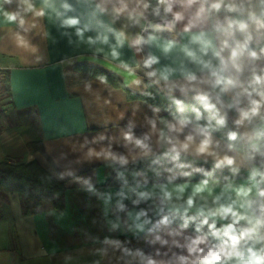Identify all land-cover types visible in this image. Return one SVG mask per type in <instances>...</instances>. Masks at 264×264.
I'll list each match as a JSON object with an SVG mask.
<instances>
[{
    "label": "crops",
    "instance_id": "obj_1",
    "mask_svg": "<svg viewBox=\"0 0 264 264\" xmlns=\"http://www.w3.org/2000/svg\"><path fill=\"white\" fill-rule=\"evenodd\" d=\"M31 3L35 9L28 11L22 0H0V76L5 77L7 85V91H0V163L35 161L52 177L64 180L67 190L61 212L56 211L50 201H43L36 210L30 204L24 205L18 195L0 192V264H142V258L135 255L136 249L158 261L172 259L174 253L186 255L173 240L183 244L185 236L195 234L194 225L178 236L156 233L168 241L162 245L149 242L154 240L155 234L142 241L136 240L144 233L134 235L124 223L128 212L141 209L148 211L152 221L160 216L153 201L142 200L136 205L132 201L138 199L140 191L151 190L158 195L159 188L154 189L153 185L167 184L171 173L166 169L173 167L135 171L118 168L159 155L163 148L157 146L156 139L158 131L164 128L161 120L175 123L173 114L138 98L148 90L146 82L149 81L143 72L135 77L128 75L118 62L110 57L105 59L96 54L93 47L82 43L74 29L62 26L66 16H79L82 24L91 22L93 26L94 31L86 36L103 31L96 21L108 23L110 18L92 17L93 4L89 0H51L43 17L35 14L43 7L42 0H31ZM64 3L71 6L70 11L62 7ZM57 12L62 15L57 16ZM150 12L148 19L153 20ZM11 14L16 15L15 21L8 20ZM20 19L24 20L23 25ZM129 24L122 17L115 27ZM127 31L134 35L141 32V28L128 27ZM163 34L180 39L175 34ZM144 35L146 37L148 33ZM120 51L122 59L134 64L156 49L144 46L143 52L137 53L125 45ZM162 63L169 61L162 58ZM259 63L264 64V61ZM93 71L102 76H93L90 74ZM133 79L142 82L136 85L132 83ZM154 86L161 95L169 98L166 91ZM173 95L184 99L179 92ZM184 102L185 112L176 110L174 114L194 119V113L190 111L194 101L189 98ZM154 108L159 111L154 112ZM235 116L229 111L227 126L231 129H234ZM149 120L156 121L155 130ZM191 128L189 125L185 133ZM129 129L137 138L150 134L151 140L147 143L153 151L149 156H143L141 150L131 144L126 146L123 135ZM214 139L220 140L222 151H226L227 142L220 131L214 133ZM31 144L38 147L31 151ZM89 149L97 152L110 149L117 155L126 156L128 163L121 165L111 159L89 156ZM188 157L204 160L203 157ZM208 162H212L210 157ZM248 166L242 168V177L232 178L235 185L246 183ZM201 179L197 174L188 178L178 176L173 184L185 181L195 184ZM224 183L220 181L215 193L220 192ZM118 202L125 205L124 211H118ZM164 213L168 214L167 210ZM117 217L121 226L111 231L110 222H115ZM178 224L171 227L175 229ZM125 250H131L133 255H126Z\"/></svg>",
    "mask_w": 264,
    "mask_h": 264
},
{
    "label": "clouds",
    "instance_id": "obj_2",
    "mask_svg": "<svg viewBox=\"0 0 264 264\" xmlns=\"http://www.w3.org/2000/svg\"><path fill=\"white\" fill-rule=\"evenodd\" d=\"M22 3L28 11L35 9L31 0ZM42 3L43 7L35 11L40 17L45 16L51 0ZM89 3L93 4L92 17L110 18L108 23L96 21L103 31L86 36L94 31L93 26L91 22L82 24L79 16H66L62 26L74 29L82 43L93 47L105 59L110 57L118 62L128 75L135 77L143 72L150 84L166 91L177 112H185V99L194 101L190 105L194 119L173 114L175 123L161 120L164 128L158 131L156 144L163 151L151 163L167 160L173 164V168L166 169L171 173L168 183L153 185L154 189L159 188L158 195L151 190L140 191L138 199L132 201L133 205L142 200L153 201L160 219L153 223L148 211L141 209L128 212L127 220L131 223L127 220L124 223L134 235L155 234L149 242L162 245L168 241L156 233L178 236L194 225L195 234L185 236L183 244L173 240L186 255L174 253L167 261L146 256L141 249H136L135 255L142 258V264H264V64L259 63L264 61V0H155V4L152 0H100L99 3L89 0ZM62 7L71 10L67 3ZM149 10L153 20L148 19ZM122 17L130 24L115 27ZM7 18L15 21L17 17L11 14ZM20 24H24L23 19ZM128 27H140L141 32L130 35ZM143 32L148 35L145 37ZM163 33L175 34L180 39ZM125 45L137 53L143 52L144 46L154 47L156 52L149 51L132 64L121 58L120 49ZM162 58L169 63H162ZM141 82L132 81L136 85ZM174 92L184 99L177 98ZM229 111L236 114L232 121L234 129L226 132V151H222L214 133L227 127ZM149 123L155 130L156 121ZM189 125L191 130L185 133ZM123 139L126 146L131 144L140 149L145 157L153 151L147 143L151 140L148 133L137 138L129 129ZM88 155L118 161L121 165L128 163L126 156L110 149L99 152L89 149ZM188 156L203 157L205 164L210 157L212 170L193 167L191 162L182 163V157ZM245 166H248L246 183L237 186L232 178L239 176ZM223 169L230 176L224 177L223 187L215 193L220 185L216 170ZM193 173H202L203 178L195 184L189 181L173 184L178 176L188 178ZM117 209L124 211L125 205L118 202ZM165 210L167 215H163ZM177 218L180 222L173 229L171 225ZM110 223L111 231L121 226L119 217ZM125 253L133 255L131 250Z\"/></svg>",
    "mask_w": 264,
    "mask_h": 264
},
{
    "label": "trees",
    "instance_id": "obj_3",
    "mask_svg": "<svg viewBox=\"0 0 264 264\" xmlns=\"http://www.w3.org/2000/svg\"><path fill=\"white\" fill-rule=\"evenodd\" d=\"M152 3L155 4V0H152ZM164 35V34H163ZM166 36V35H164ZM90 74L93 76H102L100 72L93 71ZM4 83L6 81L5 77ZM103 78L108 79L107 76ZM148 90L147 92L138 97L139 99L145 100L152 105L163 108L168 114H174L176 111V106L171 103V100L163 95H161L150 82H146ZM5 90L7 91V85L5 83ZM150 93V95L148 94ZM185 103V102H184ZM228 126L220 131L222 138L226 141V132L230 130ZM227 142V141H226ZM38 145L31 144L29 148L31 151H34ZM158 155L150 156L144 158L136 163H133L129 166H119L118 168L124 171H135L140 169H152L160 166H169L173 167V164L167 160H162L159 164H152L151 161ZM182 163L193 164V167H201L206 171L212 170V162L204 163V160H197L189 157H182ZM256 163H259V158H257ZM184 171H190L191 169H183ZM201 176L202 173H193ZM244 175L242 169L239 176ZM216 176L220 178V181H224L225 176H230V173L227 169L216 170ZM67 190L66 182L59 177H52L46 173L42 168H40L35 161H32L27 164H22L19 161H12L10 163H0V192L2 193H13L18 195L24 205H32L36 208H39L40 204L43 201H50L53 204V207L56 211L61 212L64 208V196ZM163 215H167L163 213ZM160 219V216L156 217L152 222L155 223ZM178 219L174 220L173 224H177ZM151 227V226H150ZM148 235L144 233L140 236L138 241L144 240ZM134 241V240H133Z\"/></svg>",
    "mask_w": 264,
    "mask_h": 264
},
{
    "label": "rangeland",
    "instance_id": "obj_4",
    "mask_svg": "<svg viewBox=\"0 0 264 264\" xmlns=\"http://www.w3.org/2000/svg\"><path fill=\"white\" fill-rule=\"evenodd\" d=\"M0 91H5V83L3 76H0Z\"/></svg>",
    "mask_w": 264,
    "mask_h": 264
},
{
    "label": "built area",
    "instance_id": "obj_5",
    "mask_svg": "<svg viewBox=\"0 0 264 264\" xmlns=\"http://www.w3.org/2000/svg\"><path fill=\"white\" fill-rule=\"evenodd\" d=\"M149 31H151V30L149 29ZM142 34H143V35H144V34H147V32H143Z\"/></svg>",
    "mask_w": 264,
    "mask_h": 264
}]
</instances>
